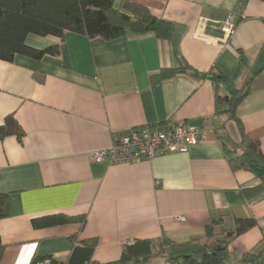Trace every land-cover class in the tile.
<instances>
[{"label":"crops","instance_id":"0c3cea01","mask_svg":"<svg viewBox=\"0 0 264 264\" xmlns=\"http://www.w3.org/2000/svg\"><path fill=\"white\" fill-rule=\"evenodd\" d=\"M124 2L170 22L172 39L152 33L112 41L71 32L63 39L30 35L28 46H58L59 55L0 60V126L13 116L24 131L21 142L15 136L0 141V194L9 196L11 208L0 220V264L44 256L66 262L74 245L89 240L98 241L93 264H115L130 241L206 242L212 219H222L216 229L222 240L231 238L241 218L258 225L231 238L226 263L264 264V190L246 194L261 181L229 164L241 151V136L227 103L218 102L229 94L227 86L190 74L151 80L184 61L199 73H221L238 90L250 82L235 116L264 156V0H115V8ZM233 13L241 16L225 38L212 26ZM150 127L200 128L206 138L151 161L90 159L121 134ZM59 214L86 217V224L32 225ZM166 252L170 247L154 251L148 264H170Z\"/></svg>","mask_w":264,"mask_h":264},{"label":"trees","instance_id":"16d2710c","mask_svg":"<svg viewBox=\"0 0 264 264\" xmlns=\"http://www.w3.org/2000/svg\"><path fill=\"white\" fill-rule=\"evenodd\" d=\"M71 32L82 35L90 40L100 38L112 41L123 38L128 34L145 35L152 33L160 40H171L173 36L172 24L156 18L151 11L138 3L124 2L121 8H115V0H0V60L14 62L17 56H25L34 60H41L46 56H58V46L38 50L27 45L30 35L46 38L63 39ZM177 74H190L196 78L208 79L215 84H225L229 94L218 98L229 106L231 115L236 119L241 136L240 152H235L229 160L234 172L246 171L261 181L252 189L244 190L248 195H255L264 190V156L258 140L250 139L244 131L240 120L235 116L238 104L247 96L250 82L243 90H238L221 73L212 70L209 73H199L182 61L176 69H163L151 80L159 83L175 77ZM151 128V127H150ZM153 128V127H152ZM15 136L21 142L24 131L13 116L6 118L0 126V141ZM11 216L9 196L0 194V220ZM80 223L86 224V217H69L63 214L46 216L32 221L35 229ZM222 225V219H212L207 225L206 242H191L172 244L167 240L154 243L151 240H138L134 245H128L115 264H148L154 251L167 253L170 264H227L226 255L232 237H238L257 227L253 218L236 220L235 229L219 239L217 227ZM76 242L75 237L70 239ZM98 245L97 240H89L74 245L66 262H58L51 256L35 257L30 264H93L92 258ZM158 248V249H157ZM4 253V246L0 240V260Z\"/></svg>","mask_w":264,"mask_h":264},{"label":"built area","instance_id":"2783aa9c","mask_svg":"<svg viewBox=\"0 0 264 264\" xmlns=\"http://www.w3.org/2000/svg\"><path fill=\"white\" fill-rule=\"evenodd\" d=\"M240 16L239 13H233L225 22L215 23L212 28L220 30L225 38H230L236 30ZM201 24L204 26L205 20ZM205 138V131L194 127L132 129L127 134L118 136L109 149L92 153L90 159L95 163L107 162L110 165L151 161L167 153L186 152L189 147L197 145ZM129 244L134 245L136 241H130Z\"/></svg>","mask_w":264,"mask_h":264}]
</instances>
